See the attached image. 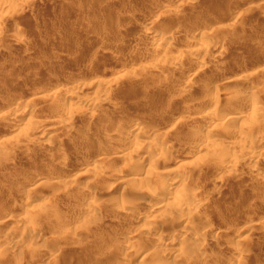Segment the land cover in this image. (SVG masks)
I'll return each mask as SVG.
<instances>
[{
    "label": "rangeland",
    "instance_id": "obj_1",
    "mask_svg": "<svg viewBox=\"0 0 264 264\" xmlns=\"http://www.w3.org/2000/svg\"><path fill=\"white\" fill-rule=\"evenodd\" d=\"M128 3L129 0H32L27 8L23 7L26 4L20 5L21 8L15 5L19 13L12 17L10 13H0V44L3 43L0 82L7 79L0 88V114L5 115V119L0 117V141L8 145L21 143L22 148V152L3 153L4 149L0 152V220L4 222L0 225V264H264V223L257 229L248 228L250 221L264 220L261 151L264 122L242 126L226 124L222 118L209 122L193 118L208 110L230 111L241 95L243 99L259 96L264 106V0H130ZM151 23L154 28L147 32ZM157 34L166 36L168 42L172 39V53H157L150 42ZM209 37L220 38L222 49L213 51L208 47L203 59L205 65L199 68L194 52L199 47L207 48ZM171 56L180 57L179 61L169 62ZM152 64L155 69H149ZM98 80L108 83L107 91L104 90L108 95L88 85ZM187 80L190 83L184 85ZM223 81H226L224 85ZM74 83L78 85L75 87ZM83 83L87 86L77 91ZM68 90L98 101L103 96L110 98L98 109L89 103L73 106L57 102L56 96L61 98ZM40 91L60 93L54 99L57 106L53 99L52 105L48 100L33 104L32 97L42 94ZM10 97L21 104H32L37 119H48L52 113L51 117L55 118L61 111L59 115L72 111L75 128L58 129L59 139L46 147L25 143L20 137L17 140L13 136L27 128L10 121L14 112L7 104ZM125 122H135V127L146 130L140 141L159 138L160 147L152 152L157 151L163 158L151 169L162 184L160 188L164 189L165 182L178 173L188 174L183 185L202 203L189 220L152 212L153 201L142 193L149 187L148 181H132L140 168L147 167L139 157L128 160L126 166H131L126 169L125 163L113 165V170L120 168L115 173L110 172L109 165L110 171L104 168L109 174L88 172L96 159H105L110 152L121 148L122 133L116 127ZM195 127L213 130V139L226 145L230 136H250L258 146L256 149L244 146L243 153L245 157L254 155L256 163L250 164L241 156L234 168L227 167L225 151L213 149L203 136L193 134ZM129 134L134 136L135 132ZM86 150L92 151L87 158ZM25 170L30 171L23 173ZM49 171L56 173L47 176ZM36 174H44L46 179L30 197L36 205L30 215L32 222H16L22 212L18 210L2 219L9 205L25 199L23 186L30 184L27 182H32ZM68 191L71 193L66 197ZM91 193L99 208L88 214L93 219L89 222L84 217L87 213L83 202ZM38 203H45L49 209L40 213ZM137 212L143 214L138 220L134 219ZM152 219L159 220L163 230L193 228L196 234L192 242L179 244L180 256L166 254L165 248L171 245L159 247L155 243L158 233H141ZM23 229L30 236H24ZM110 229L115 230L110 232ZM202 231L208 232L204 235ZM127 232L137 235L129 250L118 240ZM6 234H11L13 239L2 243ZM199 236L203 242L197 240ZM198 241L203 244L200 249ZM40 242H46V246L39 249ZM15 247L20 252L18 258L10 251ZM154 247L162 248V252L142 259ZM162 253L166 254L164 258L158 256Z\"/></svg>",
    "mask_w": 264,
    "mask_h": 264
},
{
    "label": "bare ground",
    "instance_id": "obj_2",
    "mask_svg": "<svg viewBox=\"0 0 264 264\" xmlns=\"http://www.w3.org/2000/svg\"><path fill=\"white\" fill-rule=\"evenodd\" d=\"M32 0H0V13H2V12H7V13H10V15H9V17H12V15L13 14H16L15 12H17V13H19L18 11H16V8L14 9V6L16 5L17 7H19L20 5L22 6V5H25V6H23V7H26L28 4L27 3H30ZM35 1H33V3H34ZM138 2V1H137ZM140 2V1H139ZM129 3H130V0H129ZM128 3V4H129ZM135 3H136V1H135ZM132 4H133V2H132ZM134 5V4H133ZM132 5V6H133ZM128 6H130V5H128ZM22 7V9H24ZM19 8H21V7H19ZM27 8V7H26ZM131 8V7H130ZM23 11V10H22ZM105 13V12H104ZM18 15V14H17ZM197 15V14H196ZM7 16V15H6ZM15 16V15H14ZM199 16V15H198ZM194 18V17H193ZM200 19V18H199ZM203 20H204V17H203ZM61 27H62V25H61ZM153 23H151L149 26H147V32H151L152 30H153ZM59 29V28H58ZM63 29V28H62ZM61 30V29H60ZM66 32H67V30H65ZM65 32V33H66ZM59 34V33H58ZM63 34V33H62ZM11 37V36H10ZM58 37V36H57ZM76 37V36H75ZM211 37V36H210ZM209 37V38H210ZM4 38V37H3ZM12 38V37H11ZM9 39V40H13V39ZM18 39H21V38H19V37H17ZM148 38V37H147ZM150 38V37H149ZM152 38V37H151ZM167 37L166 36H164V35H161V34H157V35H155L153 38H152V40L150 41V42H152L153 43V45H155V49H156V51H157V53L158 52H163L164 54H167V53H170L171 51H172V48L170 47L171 45H170V41H172V39L171 40H169V42L167 41ZM174 39V38H173ZM3 40V39H2ZM221 39L219 38V39H216V38H210V40H209V42L207 41V48L206 47H199V48H197V49H195V52H194V58L196 59V62L199 64V68H202L205 64H204V62H203V59H204V57L206 56V54L208 53L207 51V49H208V47L210 48V50L212 49L213 51H218V50H220V49H222L221 48V46H222V43H221V41H220ZM5 41H6V39H5ZM4 41V42H5ZM18 41V40H17ZM3 42V41H2ZM7 42H8V40H7ZM6 42V43H7ZM20 42H22L21 40H20ZM145 42H146V40H145ZM13 43H14V41H13ZM165 43H169L165 48H162V45L163 44H165ZM173 43V42H172ZM20 44V43H19ZM0 45H2L3 46V43H1ZM11 45H13V44H11ZM17 45V44H16ZM6 46V45H5ZM10 48H11V46H9ZM5 48H8V47H5ZM10 48H8V50L7 51H9V49ZM16 48V47H15ZM18 48V47H17ZM22 48V47H21ZM171 48V49H170ZM4 49V48H3ZM29 49V48H28ZM181 49V48H180ZM2 50V49H1ZM174 51V50H173ZM1 52V51H0ZM5 52H6V50H5ZM150 52V51H149ZM155 52V51H154ZM185 52V51H184ZM172 53V52H171ZM226 53V52H225ZM22 55V54H21ZM22 57V56H21ZM192 57V58H193ZM170 59V61L169 62H171V63H176V62H178L179 61V59L178 58H180V57H176V56H171V57H169ZM208 58V57H207ZM80 62V61H79ZM22 63V62H21ZM89 64V63H88ZM248 64V63H247ZM197 65V64H196ZM16 66V65H15ZM90 66V65H89ZM156 66V65H155ZM5 67V66H4ZM149 67H150V65H149ZM13 68V67H12ZM92 68V67H91ZM149 69H155V67H154V65L152 64L151 65V68H149ZM18 71V70H17ZM5 73V72H4ZM15 73V72H14ZM6 74V73H5ZM8 74H10V73H8ZM22 74V73H21ZM4 75V74H3ZM14 76V75H13ZM18 76V75H17ZM99 76V75H98ZM118 76V75H117ZM6 77H8L9 79H8V81H10V77H12L11 76V74H10V77L9 76H6ZM14 78H15V76H14ZM123 78V77H122ZM248 78V77H247ZM114 79V78H113ZM5 80H7L6 78L5 79H2V81L0 82V88H1V85L3 86L4 84H3V82L5 81ZM14 80V79H13ZM115 80H116V78H115ZM189 80V79H188ZM187 80V82L186 83H184V85H188V81ZM5 82H7V81H5ZM114 82V81H113ZM226 81H223V85H224V83H225ZM254 82V81H253ZM52 83V82H51ZM190 83V82H189ZM75 84V83H74ZM77 85H78V83H76ZM76 84H75V87H76ZM80 84V83H79ZM86 85H84V83L82 84V85H80L79 87H78V90L77 91H79V89L81 88H84V87H86L87 86V83H85ZM114 84V83H113ZM112 84V85H113ZM6 85V84H5ZM55 85V84H54ZM88 85L91 87H96L97 88V92H106L107 91V89H106V87H107V85H108V83L106 82V81H93V82H91V83H88ZM226 85H227V83H226ZM52 86V85H51ZM74 86V85H73ZM180 86V85H179ZM108 87H110V86H108ZM217 87H219V86H217ZM3 88V87H2ZM71 88V87H70ZM74 88V87H73ZM81 89H80V91H81ZM106 89V91H104ZM183 89V88H182ZM37 90V89H36ZM72 91H73V89H71ZM75 90V89H74ZM4 91V90H3ZM2 91V92H3ZM59 90H57V91H55V92H58ZM69 91V90H68ZM71 91V92H72ZM1 92V93H2ZM41 93H42V91H40ZM55 92H53V91H43V93L42 94H39V95H36L35 94V96L34 97H32V103L34 104V102L35 101H37V102H39V101H46V100H48L49 102L53 99V101H54V99H55V95L57 94H60V93H55ZM59 92H63V91H59ZM70 92V91H69ZM63 93L62 95H64V96H61V98L60 97H58V96H56V98H57V102L59 101H62L61 103H63V104H68V105H72L73 104V106H74V104L76 103H81V102H83V103H89V104H91L94 108H99V107H101V105H102V103L104 102H106V98H108L109 96H103L102 97V99H100L99 101L95 98V97H89V98H83L82 96H79L80 94H76V93ZM100 92V93H101ZM4 93H6L7 94V91L6 92H4ZM38 93V92H37ZM79 93V92H78ZM181 93V92H180ZM95 94H97V93H95ZM108 95L107 94V92L106 93H104V95ZM34 95V94H33ZM239 95V94H238ZM10 96V95H9ZM88 96V95H87ZM96 96V95H95ZM251 97L250 98H246V99H243V96L241 95V96H238V102L237 103H235L234 105H232V108H230L231 110L230 111H227V112H221L220 111V109H218V110H214V112L213 111H206V113L205 114H203L204 112H201L202 113V115H197V116H194L193 118L195 119V120H197V121H202V120H204V121H211V120H214V119H218V118H222V119H224V121L226 122V124L228 123H230V124H238V125H242V126H249V125H254V124H259V123H261V122H264V106H263V104H262V101L259 99V96H257V97H252V95H250ZM30 97V96H29ZM99 97V96H98ZM7 99H8V97H6ZM100 98H101V96H100ZM110 98V97H109ZM50 99V100H49ZM18 99H16V101L14 100V99H11V97H10V99L9 100H7V104H8V106H10L12 109H13V115H11V119H10V121L12 122V123H14V125L15 126H25L26 128H27V131L26 130H23L22 132L20 131V132H18L17 134H15L14 136H13V138H15V139H17V138H21V141H23V142H25V143H34V144H37V145H39V146H45L46 147V145H49V144H53V142L54 141H57L58 139H59V133H58V129H60V128H63L64 130H68V131H70V130H72L73 128H75L74 127V123H76V121H74L75 119H74V117L75 116H73V112L71 113V112H64V114L63 115H61L63 112L61 111V112H59V113H61L60 115H59V113H58V118H56L55 116V118H52L51 116L53 115V113H52V115H50L49 116V118L48 119H43V117H42V119H37L36 117H35V115H34V109L32 108V104H31V106H29L30 104V102L31 101H27L28 102V104L29 105H26V104H21L20 102H18L17 101ZM30 100V99H29ZM236 100V99H235ZM234 100V101H235ZM21 101V100H20ZM53 101H52V103H51V105L53 104ZM108 101V100H107ZM55 102V104L57 103L56 101H54ZM40 103V102H39ZM58 104H60V103H58ZM63 104H62V106H63ZM106 104V103H105ZM144 105H145V103H144ZM228 105V104H227ZM29 106V107H28ZM41 106V105H40ZM56 106H57V104H56ZM61 106V107H62ZM65 106V105H64ZM68 107V106H67ZM78 107V106H77ZM227 107V106H226ZM63 108V107H62ZM227 108H229V107H227ZM72 109V108H71ZM1 110V109H0ZM53 110H55V108L53 109ZM63 110V109H62ZM70 111V110H69ZM9 112H11V111H9ZM95 112V110L93 111V113ZM92 113V114H93ZM3 114V113H2ZM49 114V113H48ZM72 114V115H71ZM84 114V113H83ZM95 114H96V112H95ZM38 115H39V113H38ZM74 115H76L75 113H74ZM94 115V114H93ZM2 116V118H4L3 116H5L4 114L3 115H1L0 114V117ZM95 116V115H94ZM85 117V116H84ZM93 117V116H92ZM107 117V116H106ZM45 118V117H44ZM47 118V117H46ZM94 118V117H93ZM182 118V117H181ZM5 119V118H4ZM4 119H2V120H4ZM181 120V119H180ZM221 121V120H220ZM96 122H98V120L96 121ZM121 122V121H120ZM116 124V123H115ZM129 124H131V122L129 123ZM128 123H122V124H119V125H117V127L116 128H118V129H120L121 130V138H120V141H119V144H120V146H121V148H118L119 150H117V151H113V152H110V154H109V156L108 157H106L105 159H102V158H100V160H98V159H96L94 162H92V165H91V167L88 169V172H90V174H91V172H99V171H103V173L105 174V172L108 170V168L109 167H112L113 165H114V167H116L117 165L119 166V164H123V163H125V169L127 168V166L129 167V166H131V165H127L126 166V164H127V161L128 160H130L132 157H139V159H141L142 160V164H144L145 166H147L146 167V169L145 168H140L137 172H136V177L132 180V181H134V180H137L138 182H143V181H148L147 183H148V186L149 187H146V188H144L145 189V191H143L142 190V193L143 192H145L144 193V195H146L149 199L151 198V200L153 201L152 202V212H155L156 214H157V216H169V215H171V218H173V216L175 217V215H179L180 216V219L181 220H184V219H190L191 217H192V215L194 214V213H196V211L201 207V202H200V200H198V199H196L197 197H193L192 195H190L188 192H189V190H187L185 187H184V185H183V180L185 181V178H186V175H188L187 173H185V172H182V173H178L174 178L172 177V179H168L166 182H165V187H164V189H163V187L162 188H160V185H162V184H159L158 183V180H157V178H155V175H154V173L152 172V169H151V167L152 168H154V166H156L158 163H159V161H160V157H162L161 156V154H158L157 153V151H155V153L153 154V152H154V149H156V150H158L159 149V147H160V143H159V138L158 137H156V138H151L149 141H140V138H142L143 136H145L146 135V133L147 132H145L146 130L145 129H141V128H139V127H135L134 126V124H135V122H133V124H131V125H129ZM263 124V123H262ZM221 125V124H220ZM223 125V124H222ZM12 126V125H11ZM116 131V130H115ZM213 130H210V129H208V130H203V129H201L200 127H195L194 128V130H193V134L195 133V134H199V135H201V136H203V138L206 140V141H208L207 143H211V147L213 148V149H217V150H221V151H225V153H226V155L228 156V159H227V161H226V166L227 167H229V168H234L236 165V162H237V160L238 159H240V157L242 156V158H244L245 157V154L243 153V148L242 147H244V146H247L249 149L250 148H254V149H256L257 148V143L255 142V140L254 139H252L250 136H248V135H244V134H241V135H239L237 138L236 137H231L230 136V141H228L229 142V144L228 145H226L224 142V144L222 143V142H220V141H217L216 139H213V137H214V133L212 132ZM74 132V131H73ZM114 132V131H113ZM132 133V132H135V134H134V136L132 135H130L129 133ZM192 133V132H191ZM71 134H72V132H71ZM114 134V133H113ZM34 135H36L35 137H34ZM165 136V135H164ZM158 138V139H157ZM163 138V137H162ZM161 138V139H162ZM18 140V139H17ZM202 140V139H201ZM62 141V140H61ZM162 141V140H161ZM80 142V141H79ZM192 142V141H191ZM195 143V142H194ZM197 143V142H196ZM195 143V144H196ZM12 144V143H11ZM14 144V143H13ZM16 144V143H15ZM18 144V143H17ZM24 144V143H23ZM33 144V145H34ZM59 144V143H58ZM32 145V144H31ZM189 145H190V143H189ZM194 145V144H193ZM207 145V144H206ZM29 146V145H28ZM119 146V147H120ZM162 146V145H161ZM201 146V145H200ZM21 147V143H20V145H8V142H7V144H6V142L5 141H3V142H1L0 141V152L1 151H3V149L5 150V151H3V153H7V152H10V151H16V150H18V152H22V151H20V149H22V148H20ZM77 147V146H76ZM194 147H197V145L196 146H194ZM229 147H234L233 149L234 150H231ZM158 148V149H157ZM201 148H205V146L204 147H201ZM245 148V147H244ZM52 149V148H51ZM197 149H198V147H197ZM24 150H26V148L24 149ZM23 150V152H27V151H24ZM101 150V149H100ZM229 150H230V152H229ZM91 150H86L85 151V157L87 158L88 157V154L89 153H92V151L90 152ZM153 151V152H152ZM248 151H250V150H248ZM262 154H264V147L262 148ZM2 153V152H1ZM13 153H15V152H13ZM101 153H102V151H101ZM248 153V152H247ZM250 153V152H249ZM20 154H22V153H20ZM1 155V154H0ZM6 155V154H5ZM8 155L9 154H7V158H8ZM17 156V155H16ZM244 156V157H243ZM19 157V156H18ZM90 157V156H89ZM99 157V156H98ZM163 158V157H162ZM256 157L254 156V155H248L247 157H245L244 158V160L245 161H247L248 163H250V164H255L256 163ZM80 160V159H79ZM243 160V159H242ZM83 161V160H82ZM10 162V161H9ZM80 162V161H79ZM84 162V161H83ZM130 162V161H129ZM128 162V163H129ZM224 162V161H223ZM7 163V162H6ZM134 163V162H133ZM136 163V162H135ZM134 163V164H135ZM139 163V162H138ZM2 164H4V163H2ZM24 165V164H23ZM103 165H105L106 167H103ZM108 165H109V167H108ZM116 165V166H115ZM133 165V164H132ZM5 167V166H4ZM28 167V166H27ZM33 167V166H32ZM78 167V166H77ZM121 167H123L124 168V165H122ZM143 167V166H142ZM31 168V167H30ZM104 168H106V169H104ZM123 168H121V169H123ZM8 169V168H7ZM25 169H28V168H26V166H25ZM101 169H103V170H101ZM118 169H120V168H117V169H115L116 171H118ZM21 170V169H20ZM24 170V169H23ZM32 170H33V168H32ZM31 170V171H32ZM112 170H113V167H112V169H111V171H110V169L108 170V171H110L111 173H115V170H113V172H112ZM30 171V170H29ZM28 170H25L23 173H27V172H29ZM56 171V170H55ZM55 171H49V173H47L48 175L47 176H50L51 175V177H52V174L50 173V172H52L53 173V176L55 175L54 173H56ZM60 171V170H59ZM108 171H107V173H108ZM34 172H35V170H34ZM34 172H33V174H34ZM122 172V171H121ZM106 173V174H107ZM119 173V172H118ZM189 173V172H188ZM32 173H31V175H33ZM50 174V175H49ZM109 174V173H108ZM19 175V174H18ZM29 175V174H28ZM35 175V174H34ZM46 175V174H45ZM80 175H84V174H80ZM89 175V174H88ZM103 175V174H102ZM154 175V176H153ZM24 176H26V175H24ZM63 176H65V175H63ZM20 177V176H19ZM23 177V176H22ZM21 177V178H22ZM17 178V177H16ZM28 178V177H27ZM30 178V177H29ZM48 178V177H47ZM54 178V177H53ZM46 179V177H44V174L42 175H37L36 174V176H34L33 178H32V182L30 181V182H27V183H30V184H27V185H24L23 186V188L25 187V191H26V194L27 195H30V196H28L27 197V195H26V197H24L25 199H22L20 202H17V203H13L14 204V206H10L9 205V207L7 208V210L6 211H4V217L2 218V219H5L6 217L5 216H9L10 217V213H12L13 212V210H18V211H22L21 213H19L20 214V216L18 217V219H17V221L16 222H19V223H21V224H24V223H26V222H30V220H31V222H32V217L30 216V215H32L31 214V211H33V209H34V206H36L35 204H32V198H30L31 196H32V194L33 193H35V191L37 190V188L40 186V185H42V184H44L45 183V180ZM50 179V178H49ZM130 179H132V178H130ZM129 179V180H130ZM24 180V179H23ZM77 180V179H76ZM131 181V182H132ZM136 181V182H137ZM51 182V181H50ZM73 182H75V179H74V181ZM54 183H55V181H54ZM56 183H57V181H56ZM63 183V182H62ZM65 183V182H64ZM26 184V183H25ZM150 184V185H149ZM71 186V185H70ZM75 186V185H74ZM73 187L71 186L70 187V190H73L72 189ZM84 188V187H83ZM163 189V190H162ZM141 191V190H140ZM86 192V191H85ZM71 193V191H68L67 193H66V197L69 195ZM73 193V192H72ZM86 197V196H85ZM126 198H128V197H126ZM32 199V200H31ZM129 199V198H128ZM122 200V199H121ZM127 202V201H126ZM130 202V201H129ZM43 203V202H42ZM45 203H46V201H45ZM40 204L39 205V203L37 204V205H39L38 207H39V212L40 213H42V212H46L49 208H48V206L46 205V204ZM12 204V205H13ZM70 204V203H69ZM83 204H84V206H85V208H86V213H87V216H84L85 218H89L88 219V221L90 222L91 220H93L92 219V216H90L91 214L90 213H93V212H95L99 207V205L96 203V201H95V199H94V196H93V194L91 193L90 194V196H87V198H86V200H84V202H83ZM124 204H126V203H124ZM130 206V205H129ZM151 206V205H150ZM38 207H36V208H38ZM51 207V206H50ZM124 208H125V210L126 209H128L127 207L128 206H126V205H124L123 206ZM130 207H132V206H130ZM129 207V208H130ZM151 208V207H150ZM54 209V208H53ZM30 210V211H29ZM35 210H37V209H35ZM29 211V212H28ZM42 211V212H41ZM130 211V210H129ZM27 212L29 213L28 215H27ZM35 212H37L38 213V211H35ZM34 212V213H35ZM33 213V212H32ZM36 213V214H37ZM40 213H38V214H40ZM85 213V214H86ZM13 214V213H12ZM46 214V213H45ZM84 214V213H83ZM88 214H90V215H88ZM47 215V214H46ZM50 215V214H49ZM12 216V215H11ZM134 216H136L134 219H136V220H138V219H140V218H142L143 217V214L141 213V212H137V214H135ZM264 215H262V218H264L263 217ZM145 217V216H144ZM31 218V219H30ZM54 218V217H53ZM70 218V217H69ZM260 218H261V216H260ZM83 219V218H82ZM98 219V218H97ZM100 219V218H99ZM176 219V218H175ZM7 221H8V219H6ZM83 220H85V219H83ZM174 220V219H173ZM187 220V221H188ZM42 221H43V219H42ZM86 221V220H85ZM99 221V220H98ZM159 220H156V219H152L151 220V222H150V225L148 226V227H146L145 229H144V231H141V233H145V234H150V233H158L159 235V237L157 238V239H155V243L160 247V245L162 246V245H171V248H169V249H167V248H165L166 250L165 251H167V253L166 254H168V252L169 253H172V254H174V256H180L179 254H180V252H179V254L177 253V249L179 250V247H181L179 244H181L182 242H184V241H191L192 240V237H194L193 236V234H194V232L192 231V229H189V228H187V229H185V228H183V229H176L177 231H170V230H163L162 229V226L159 224V222H158ZM175 221V220H174ZM173 221V222H174ZM101 222V221H100ZM127 222V221H126ZM134 222V221H133ZM132 222V223H133ZM2 223H4L2 220H0V225L2 224ZM55 223H57V222H55ZM54 223V224H55ZM68 223V222H67ZM260 223L262 224V223H264V220H261V221H258V222H252V221H250V224L248 225V226H250V227H248V228H250V229H257V228H259V225H260ZM50 224V223H49ZM91 224V223H90ZM135 224V223H134ZM133 225V224H132ZM167 225V224H166ZM52 226V225H51ZM59 227V226H58ZM72 227V226H71ZM174 227V226H173ZM172 227V228H173ZM178 227V226H177ZM176 227V228H177ZM54 228H56V227H54ZM112 228H115V227H112ZM130 228V227H129ZM128 228V229H129ZM168 228V227H167ZM77 229V228H76ZM14 230V229H13ZM24 231V236H25V234H28L29 232H28V230H26L25 231V229H23ZM114 230L115 229H110V232L111 231H113L114 232ZM117 230V229H116ZM206 230V229H205ZM205 230H203V231H205ZM75 231V230H74ZM77 231V233H78V231H80V230H76ZM202 231V232H203ZM32 232V231H31ZM83 232V231H82ZM134 232V231H133ZM133 232H127V233H124L123 235H122V237H120V239H118L119 241H120V243L121 244H123L124 245V247L126 248H123V249H125V250H129L131 247H132V244L135 242V238H136V234L135 233H133ZM206 232H208V231H206ZM206 232H203V234L205 235L206 234ZM76 233V232H75ZM210 233V232H209ZM22 234V233H21ZM74 234V233H73ZM83 234V233H82ZM196 234V233H195ZM194 234V235H195ZM211 234V233H210ZM7 235V234H6ZM5 235V238H4V240L2 241V243L4 242V243H7V242H10L12 239H13V236L11 235V234H8L7 236ZM71 235H72V233H71ZM118 235V234H117ZM216 235V234H215ZM23 236V235H22ZM28 236H30L29 234H28ZM196 236H198V235H196ZM212 236V235H211ZM4 237V236H3ZM27 237V236H26ZM204 237V236H203ZM208 237H210V236H208ZM198 239L197 240H200V241H202V236H199V237H197ZM207 239V238H206ZM264 239V238H263ZM141 240V239H140ZM196 240V239H195ZM205 240V239H204ZM212 240H214V239H212ZM153 241V240H152ZM200 241H198L197 243H198V248L200 249L201 248V246L203 245L202 243H200ZM258 241V240H257ZM154 242V241H153ZM192 242V241H191ZM203 242V241H202ZM18 243V242H17ZM46 243V242H45ZM45 243L44 242H40V244L38 245L39 247V249L40 248H44L46 245H45ZM115 243V242H114ZM196 243V242H195ZM262 243V242H261ZM1 244V243H0ZM21 244V243H20ZM186 244V243H185ZM251 244V243H250ZM263 244V243H262ZM3 245V244H2ZM83 245V244H82ZM120 245V244H119ZM157 245H155V246H157ZM183 245V244H182ZM159 247H154V248H150L148 251H147V253L143 256V258L142 259H146L148 256L150 257V255L152 256V254H153V256H154V254H157V253H159V252H162V251H160L162 248H159ZM168 247H170V246H168ZM252 247V246H251ZM182 248V247H181ZM12 250H10L11 251V253L12 254H14V257H15V254H16V257H17V255L19 256V254H17L18 252H19V250H18V248L17 247H15V248H11ZM21 249V248H20ZM112 250V249H111ZM164 250V249H163ZM181 250V249H180ZM179 250V251H180ZM193 250H194V248H193ZM233 250V249H232ZM83 251V250H82ZM107 251H108V249H107ZM106 251V252H107ZM113 251V250H112ZM105 252V253H106ZM163 252V253H164ZM242 252V251H241ZM240 252V253H241ZM20 253V252H19ZM52 253V252H51ZM108 253H109V251H108ZM110 253H111V251H110ZM109 253V254H110ZM162 253V255H158V256H162L163 258H164V256L166 255H164ZM201 253V252H200ZM237 253H239V252H237ZM102 254V253H101ZM119 254V253H118ZM123 254V253H122ZM224 254V253H223ZM235 254V253H234ZM11 255V254H10ZM164 255V256H163ZM204 255V254H203ZM220 255V254H219ZM238 256L239 255H241V254H237ZM13 256V255H12ZM106 256V255H105ZM123 256V255H122ZM157 256V255H156ZM171 256V255H170ZM226 256V255H225ZM102 257H103V255H102ZM107 257V256H106ZM168 257V256H167ZM241 257V256H240ZM18 258V257H17ZM162 258V259H163ZM170 258V257H169ZM212 258V257H211ZM177 259V258H176ZM233 259H235V258H233ZM239 259V258H238ZM109 260V259H108ZM179 260V259H178ZM183 260V259H182ZM185 260H186V258H185ZM106 261V260H105ZM144 261V260H143ZM159 261V260H158ZM161 261V260H160ZM166 261H168V260H166ZM192 261V260H191ZM198 261V260H197ZM210 261V260H209ZM163 262V261H162ZM169 262V261H168ZM187 262H188V259H187ZM190 262V261H189ZM166 263V262H165ZM171 263V262H170ZM179 264V263H178ZM183 264V263H182ZM207 264V263H206Z\"/></svg>",
    "mask_w": 264,
    "mask_h": 264
}]
</instances>
